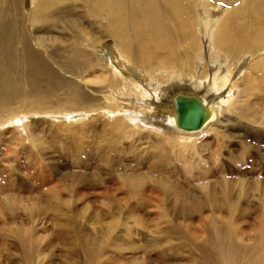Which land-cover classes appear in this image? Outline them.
<instances>
[{
    "label": "rangeland",
    "instance_id": "1",
    "mask_svg": "<svg viewBox=\"0 0 264 264\" xmlns=\"http://www.w3.org/2000/svg\"><path fill=\"white\" fill-rule=\"evenodd\" d=\"M32 1L22 0L28 14ZM71 1L88 8L80 0H63ZM129 1H118V10H114L127 27L132 25L131 14H126L132 6ZM210 3L219 5L217 0ZM125 16L129 18L126 20ZM89 22L85 20V27H89ZM105 29L92 26L89 30L96 41L95 48L89 49L93 61L90 67L77 73L63 66L66 56L62 50L53 54L34 39L49 64L47 70L54 71L62 83L55 81L53 90L39 92L26 83L17 99L0 105V122L31 115L22 123L0 128V264H144V259L157 253L152 251L151 242L155 239L163 244L171 241L184 245L170 263L191 264L193 257L200 258L198 245L207 238L204 230L210 219L217 220L220 226L227 222L236 224L238 230H250L251 235L257 230L264 195L249 187L248 182L264 181V83L256 82L264 72L251 75L254 72H248L250 62L244 60L237 69H232L237 62L230 61L222 71L230 82L221 120L205 136L184 139L124 116L122 112L128 105L123 98L128 93L120 96L122 100L116 98L118 90L125 92L121 88L122 79L110 76L108 69L114 73L110 61L112 68L104 60H98L105 48L114 51L118 60L121 58ZM34 31L30 20L29 35L34 36ZM70 33L69 37L74 38V33ZM88 47L86 43L82 45L84 50ZM122 57L132 62L125 55ZM194 68L200 71L177 83L207 88L198 82L202 69ZM166 81L165 85L169 79ZM74 89L80 90L75 92L77 97L82 93L88 100L80 103L71 100ZM34 110L39 114L29 113ZM108 111L114 113L109 115ZM80 113L90 116L60 117L59 121V117L53 116ZM189 157L190 162L186 160ZM129 173L145 177L142 194L135 195L123 187L120 179ZM204 179L214 187L218 198L226 189L218 184L240 183L241 179L247 197L241 207L235 206L234 213L226 211L227 203L235 205L233 202L217 199L184 216L181 209L195 206L197 195L202 196ZM175 196H179L178 201ZM113 226L124 234L125 243H135L138 249H144L132 252L128 247L120 253L108 246L105 254L102 250L94 252L93 261L84 256L90 255L91 247L70 253L71 245L78 239L98 248ZM125 230H131L130 237H126ZM172 231L182 232L177 234L180 238L171 239ZM191 237L193 242L188 241Z\"/></svg>",
    "mask_w": 264,
    "mask_h": 264
},
{
    "label": "bare ground",
    "instance_id": "2",
    "mask_svg": "<svg viewBox=\"0 0 264 264\" xmlns=\"http://www.w3.org/2000/svg\"><path fill=\"white\" fill-rule=\"evenodd\" d=\"M80 1L85 2L88 8L74 1L64 3L63 0H33L31 12L28 14L22 0H0V105L17 99L22 92L21 87L26 83L31 88H35V92L53 90L55 81L62 83L54 71L47 70L49 64L36 48L34 39L39 46L49 48L53 54L62 50L66 56L63 66L67 71L77 73L90 67L93 59L89 49L95 48L94 43H96L93 32L89 31L92 26L106 28L104 33L107 38L115 41L117 51L120 53L118 57L121 58L118 60L114 51L112 53L105 48L101 53L102 56L100 55L101 58L100 56L97 58L100 62L104 60L106 66L112 68L110 61L114 66L112 69L114 73L108 69L110 76L122 79L121 88L125 92L118 90L116 98L121 99L120 96L128 93L123 98L128 105L122 112L124 116L140 125L170 135L178 134L184 139L205 136L212 125L221 120L230 82L229 77L222 71L225 66H229L230 61L237 62L233 68L230 67L232 69H237L238 64L244 60L245 63L250 62L248 72H254L251 75L258 71L264 72V0H217L219 2L217 6H213L211 0H131L132 2L129 1L132 3L131 9L127 8L130 11L126 13L132 16L130 19L132 25L129 27L114 11L118 10L117 2L123 0ZM222 2H226L227 5ZM225 6L226 8L223 9ZM256 7L259 9L256 10ZM257 11V14L254 13ZM127 17L125 16V19ZM29 19L35 29L34 36L28 33ZM87 19L90 21L89 27L84 25ZM54 29L56 31L52 33ZM98 31L95 32L96 37ZM69 32L74 33V38H71V35L69 37ZM85 43L89 46L86 50L82 48ZM121 55H125L132 62L129 63ZM195 66L202 69L199 84L203 82L207 88L177 83L184 77L191 78L199 72L200 70L195 69ZM158 75L164 82L169 79V83L165 85ZM246 76L244 75V80ZM133 78H136L135 81H132ZM201 79H206V82ZM256 82L264 83V74ZM148 83L150 89H147ZM73 91L71 100H79L80 103V100L87 99L82 93L77 97L75 92L80 90ZM112 100L117 101L114 98ZM193 100L198 102L203 113L205 112V116L201 114L204 122L198 129L182 127L179 124L184 107ZM114 111L107 113L111 115ZM32 112L39 114L35 110L29 111ZM24 115L7 120L8 122H0V128L5 127L6 124L22 123L23 119L31 116ZM53 116L59 117L57 119L59 121L60 117L84 119L90 114ZM186 160L190 162L191 157ZM120 180L129 192H134L135 195L142 194L140 189L145 183V177L141 178L136 173H129ZM239 181L240 183L218 184L226 188L220 192L221 197L218 198L214 187L204 179L201 189L204 194L201 192L202 196L197 195L195 206L183 207L181 212L185 214L184 216L191 215L192 210H201L203 203L205 205V202H217L218 199L233 202L235 205L227 203L226 211L234 213L235 206L241 207L242 200L247 197L244 182L241 179ZM248 183L249 187L264 195V181ZM160 184L164 185L161 182ZM174 199L178 201L179 196H175ZM260 213L257 230H253L254 235H251L250 230H238L236 224L227 222L224 226H220L217 220L210 219L206 225L207 230H204L207 238L201 246L198 245L201 251L200 258L193 257L190 260L191 264H264V206L260 208ZM114 227L116 226L109 230L104 241H100L98 248L95 244L78 239L71 245L70 253L91 247L90 255L84 256L93 261L94 252L102 250L105 254L104 250L108 246L120 253L126 252L128 247L132 252L138 249L135 243H125L124 234L118 233ZM125 227L128 229L127 226ZM125 233L126 237H130L131 230H125ZM181 233L172 231L170 238H180L177 234ZM246 238L249 240H245ZM191 239L193 240L191 237L188 241ZM151 243L152 251L157 253L153 257L144 259V264L161 262L171 264L170 262L176 259V255L182 252L184 246L174 245L171 241L163 244L157 239ZM140 249L144 248L140 247L138 250Z\"/></svg>",
    "mask_w": 264,
    "mask_h": 264
},
{
    "label": "water",
    "instance_id": "3",
    "mask_svg": "<svg viewBox=\"0 0 264 264\" xmlns=\"http://www.w3.org/2000/svg\"><path fill=\"white\" fill-rule=\"evenodd\" d=\"M181 113V107L179 108ZM205 116V112L203 113V109L196 101H191V103L184 107L183 114H180L179 124L182 127L190 128V129H198L204 122V119H201L202 115Z\"/></svg>",
    "mask_w": 264,
    "mask_h": 264
}]
</instances>
